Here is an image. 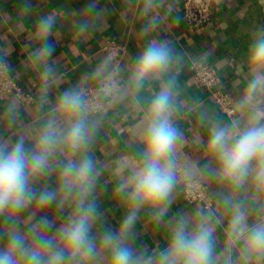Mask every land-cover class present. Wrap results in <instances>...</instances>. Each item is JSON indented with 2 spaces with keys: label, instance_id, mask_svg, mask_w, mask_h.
<instances>
[{
  "label": "clouds",
  "instance_id": "obj_1",
  "mask_svg": "<svg viewBox=\"0 0 264 264\" xmlns=\"http://www.w3.org/2000/svg\"><path fill=\"white\" fill-rule=\"evenodd\" d=\"M124 3L142 47L75 79L55 41L64 27L81 40L99 32L113 11L101 0L44 13L19 0L18 65L0 36V264H264V24L234 62L225 114L187 90V70L205 57L161 34L176 0ZM148 227L162 242H141Z\"/></svg>",
  "mask_w": 264,
  "mask_h": 264
},
{
  "label": "crops",
  "instance_id": "obj_2",
  "mask_svg": "<svg viewBox=\"0 0 264 264\" xmlns=\"http://www.w3.org/2000/svg\"><path fill=\"white\" fill-rule=\"evenodd\" d=\"M218 1L220 6L213 21L204 27L193 29L183 19L184 0H176V11L164 25L161 34L167 36L178 49L197 57L204 56L203 61L209 62L217 68L221 79L220 87L231 93L235 83L234 62L239 60L245 51L248 32L255 24H264V0ZM18 2L19 0H0V36L13 41L15 52L11 56V62L17 65L24 56L22 48L24 37L21 34L23 29L21 28L19 32H16L12 28V23L17 18L15 6ZM87 2L88 0H35L39 13L60 9L65 3L79 9ZM101 3L113 11L99 32L86 40H81L68 27H64L59 41H55L56 55L61 58L71 79H75L100 57L106 55L102 47L108 40H117L125 45L126 52L122 63L128 62L144 43L134 9L125 8L124 0H101ZM184 79L190 95L200 97L220 109L208 90L194 84L191 65ZM23 85L31 87L29 77H25ZM187 127H191V124H188ZM125 131L123 127L118 125L111 134L114 137L122 136ZM118 146V139H113L107 145H102L100 149L101 159L113 156ZM184 202L188 203L189 201L184 197ZM109 206L105 196L102 207L106 209ZM181 206L182 204L176 207ZM176 207L173 211L176 210ZM119 217V211L109 214V223L113 228L118 227ZM145 234L141 241L143 243L151 246L154 239H161L162 242V232L154 231L148 227Z\"/></svg>",
  "mask_w": 264,
  "mask_h": 264
},
{
  "label": "built area",
  "instance_id": "obj_3",
  "mask_svg": "<svg viewBox=\"0 0 264 264\" xmlns=\"http://www.w3.org/2000/svg\"><path fill=\"white\" fill-rule=\"evenodd\" d=\"M218 0H184L183 19L186 24L193 29L204 27L210 24L219 10ZM106 55H111L115 60L122 62L126 47L117 40H108L102 47ZM193 70L194 84L200 88L208 90L214 102L227 114L230 111L232 94L220 87V75L217 68L209 62L203 61L197 65H191ZM22 86H24L22 84ZM189 196L184 197L189 201Z\"/></svg>",
  "mask_w": 264,
  "mask_h": 264
}]
</instances>
